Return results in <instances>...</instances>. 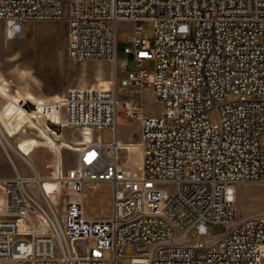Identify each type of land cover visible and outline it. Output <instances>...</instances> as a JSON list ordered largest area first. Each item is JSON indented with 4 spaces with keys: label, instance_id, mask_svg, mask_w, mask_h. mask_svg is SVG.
Here are the masks:
<instances>
[{
    "label": "built area",
    "instance_id": "obj_1",
    "mask_svg": "<svg viewBox=\"0 0 264 264\" xmlns=\"http://www.w3.org/2000/svg\"><path fill=\"white\" fill-rule=\"evenodd\" d=\"M61 19L69 58L110 60L115 79L110 88L77 86L46 98L0 84L6 147L7 138L33 130L60 143L41 119L97 132L68 152V166L59 149L46 177L33 148L14 143L30 173L11 163L14 175L0 177V264H117L128 245L130 264H264V213L240 217L236 204L238 185L264 184V0H0L8 38L27 20ZM143 20L154 25L153 42ZM119 21L132 23L124 53L133 66L124 61L122 76ZM144 90L162 104L159 113L130 96ZM120 110L139 124L137 141L120 140ZM100 183L111 185V210L92 218L86 187ZM216 224L226 230L212 237Z\"/></svg>",
    "mask_w": 264,
    "mask_h": 264
},
{
    "label": "rangeland",
    "instance_id": "obj_2",
    "mask_svg": "<svg viewBox=\"0 0 264 264\" xmlns=\"http://www.w3.org/2000/svg\"><path fill=\"white\" fill-rule=\"evenodd\" d=\"M145 35L154 41V25L150 20L141 22ZM118 70L119 75L124 74V69L121 65L127 61V68L133 66V61L130 55L124 53L126 40L132 29V23L129 21L118 22ZM67 24L61 20H27L24 22L23 33L15 38H8L5 32L4 22L0 20V84H4L3 88H8L11 92L17 91L21 95L32 94L36 98H46L56 94H62L69 88L77 86H95L102 88H110L113 81V64L107 59L95 60H72L67 54V39H66ZM0 86V87H1ZM125 94H122V98ZM130 95V94H129ZM131 97L142 99L147 111L156 114L159 113L162 104L156 100L148 90H144V94H131ZM213 121L216 122V116L212 113ZM118 131L130 134L136 128V121L128 117L123 111H119ZM47 123V126L52 130L53 135L58 139L62 137L60 143L55 142L45 132L43 137L38 131L33 130L34 134L29 132H20L14 135L10 140L12 145L16 142L28 141L30 139L38 140V144L33 146V152L30 158L34 161L38 158L41 163L42 173L37 172L41 176H50L54 170V166H49V158L54 155L52 147L55 148L56 154L58 150L63 151V163L68 166L69 159L67 154L79 147V144L84 142L85 136L80 130L64 128L60 129L54 124ZM96 133L89 135L91 140L95 139ZM104 141L112 139L110 128H105L100 132ZM134 140H138L137 131L134 134ZM45 136V137H44ZM49 141H45V138ZM131 140V139H130ZM5 141V140H4ZM49 143L50 145L46 144ZM260 142L264 143V135H261ZM4 143V142H3ZM6 143V141H5ZM63 143V146L62 144ZM64 144L66 146H64ZM7 147H3L0 142V177H8L14 175V168L11 163L18 165L26 174L30 170L24 165L26 158L22 156L6 143ZM76 145V147H72ZM15 147V146H14ZM16 148V147H15ZM53 148V149H54ZM9 149V150H8ZM11 157V159L9 158ZM56 157V156H55ZM45 186L50 190L54 185L47 181ZM170 191H174L172 186ZM236 204L238 207V215L246 217L249 215L264 213V184L251 183L248 185L237 186ZM67 194H63L54 199L61 205L66 199ZM86 212L92 216L103 217L108 215L111 210V185L100 183L86 187ZM226 230L223 224H216L211 227L210 235L212 237L219 236ZM193 239H198L195 232H190ZM25 238L16 236L15 239ZM26 238H31L27 236ZM204 241V239H203ZM94 245V242H90ZM135 253L131 245L126 246L124 253L117 258V264H130L131 258ZM109 254V253H108ZM107 254V255H108Z\"/></svg>",
    "mask_w": 264,
    "mask_h": 264
},
{
    "label": "crops",
    "instance_id": "obj_3",
    "mask_svg": "<svg viewBox=\"0 0 264 264\" xmlns=\"http://www.w3.org/2000/svg\"><path fill=\"white\" fill-rule=\"evenodd\" d=\"M150 93H151V91L150 90H148ZM143 94H144V92H143ZM31 98H36L34 95H32V94H28ZM151 95H152V93H151ZM16 96V95H15ZM153 96V95H152ZM134 98H138V97H134ZM139 99V98H138ZM17 113V115L20 117L21 116V114L22 113H20V111L18 110V108H15V106L13 105V104H10V106H9V113L10 114H12V113ZM120 121V120H119ZM137 123V122H136ZM135 126H136V128L132 131V133H130V134H124V133H122L123 135L121 136V134H119V138H120V140L121 141H124V142H127V141H130V139L131 140H134V137H136L134 134H135V131H137V134H138V139H139V136H140V126H139V124L137 123V124H135ZM7 140H8V142L10 143V140L7 138ZM24 142V141H23ZM25 142H27L29 145H30V147H33V146H35L36 144H38V140H36V139H30V140H28V141H25ZM22 143V142H21ZM62 144V146H63V143H61ZM12 145V144H11ZM64 146H66L65 144H64ZM12 147L13 148H15L13 145H12ZM29 147V148H30ZM72 147H76V145H72ZM52 148V147H51ZM16 149V148H15ZM52 151L54 152V155L56 156H51L50 158H49V162H50V164H49V166H52V165H55L56 166V163H57V154H56V150L55 149H53L52 148ZM67 156V158L69 159V163H71V161H70V156H69V154H67L66 155ZM26 159H27V156H24ZM38 158H40V157H37V159H35V161H36V166H37V169H38V172H41L42 173V168H41V163H40V160H38ZM16 166V165H15ZM54 166V167H55ZM40 173V174H41ZM52 173V172H51ZM43 174V173H42ZM87 213V212H86ZM87 215L89 216V217H92V218H97L96 216H92V215H90V214H88L87 213Z\"/></svg>",
    "mask_w": 264,
    "mask_h": 264
},
{
    "label": "bare ground",
    "instance_id": "obj_4",
    "mask_svg": "<svg viewBox=\"0 0 264 264\" xmlns=\"http://www.w3.org/2000/svg\"><path fill=\"white\" fill-rule=\"evenodd\" d=\"M98 59H103V58H98ZM112 64H113V68H114V70H113V81H112V85H113V82H114V79H115V67H114V63L113 62H112ZM98 88H102V87H98ZM91 133H92V131H88L87 133H83L84 136H85V138H86V139H84V142L83 143H86V142H88V141L91 140L90 137H89V135H91ZM3 144L4 143H2V145ZM3 147H5V146L3 145ZM9 158L11 159L10 156H9ZM13 165H14V163H13Z\"/></svg>",
    "mask_w": 264,
    "mask_h": 264
}]
</instances>
